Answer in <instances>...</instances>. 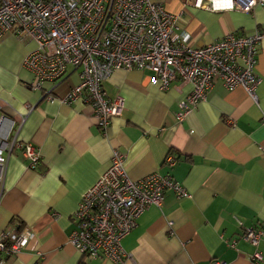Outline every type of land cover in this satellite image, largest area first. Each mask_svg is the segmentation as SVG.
Wrapping results in <instances>:
<instances>
[{"label": "crops", "instance_id": "1", "mask_svg": "<svg viewBox=\"0 0 264 264\" xmlns=\"http://www.w3.org/2000/svg\"><path fill=\"white\" fill-rule=\"evenodd\" d=\"M156 1L179 16L175 33L192 47L264 29V7L210 12L190 0ZM35 46L11 33L0 39V101L14 122L10 139L30 143L41 158L34 170L19 150L7 158L0 232L34 240L12 260L0 255L3 264H113L83 258L67 240L81 195L108 168L113 151L131 180L170 175L189 194L177 198L167 191L160 209L151 206L138 216L121 241L128 256L123 264H255V248L242 235L247 228L264 230V39L255 67L256 101L243 88L227 91L215 80L182 121L176 114L190 85L174 80L160 91L149 84L148 72L114 71L102 88L107 98L121 97L124 109L105 135L88 106L59 101L78 82L72 69L52 102L30 88L22 60ZM169 155L172 166L165 163ZM256 249L264 258V235Z\"/></svg>", "mask_w": 264, "mask_h": 264}, {"label": "built area", "instance_id": "2", "mask_svg": "<svg viewBox=\"0 0 264 264\" xmlns=\"http://www.w3.org/2000/svg\"><path fill=\"white\" fill-rule=\"evenodd\" d=\"M190 4L210 12L250 13L264 7V0H190ZM178 17L156 0H0V39L11 33L35 43V49L23 58L22 68L32 76L30 88L49 102L55 100L54 90L68 69L75 71L77 84L59 101L68 105L80 101L88 106L102 135L124 109L121 97L107 98L102 88L117 70L148 72L149 84L160 91L174 80L190 85L177 121L205 100L215 80L227 91L243 88L255 102L260 81L255 67L264 29L228 33L217 42L192 47L175 33ZM2 109L0 101V196L7 158L13 150L20 151L31 170L41 160L30 143L10 139L14 122ZM165 163L172 166L175 158L169 155ZM167 191L177 198L189 197L170 175L151 173L131 180L122 156L113 151L108 168L80 197L71 216L68 243L85 259L123 264L128 256L122 239L145 210L161 208ZM262 235L264 230L252 228L242 235L255 248L250 255L255 264L264 259L256 249ZM33 240V235L1 231L0 255L5 262L12 260Z\"/></svg>", "mask_w": 264, "mask_h": 264}]
</instances>
